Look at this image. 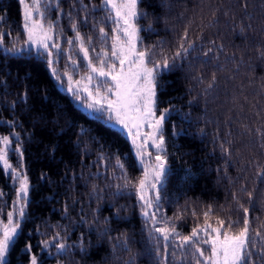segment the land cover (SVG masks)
I'll return each instance as SVG.
<instances>
[{"label":"trees","instance_id":"obj_1","mask_svg":"<svg viewBox=\"0 0 264 264\" xmlns=\"http://www.w3.org/2000/svg\"><path fill=\"white\" fill-rule=\"evenodd\" d=\"M243 2L246 9L242 0L138 3V10L147 14L139 21L145 28L141 32L145 45L162 42L165 54L171 55L186 27L189 38L197 43L195 52L161 77L158 92V108L175 109L164 127L170 174L163 212L173 218L181 214L175 224L185 235L197 223H204L203 212L209 206L213 226L217 216L242 218L233 194L249 208L251 228H259L264 235V228L259 227L264 225V176L257 175L264 172V58L258 54L264 52V0ZM101 3L51 0L41 5L45 23H57L56 35L65 47L66 38L75 35L71 13L95 57L102 46L110 44L113 27ZM22 24L20 0H0V33L9 49L26 40ZM101 26L109 33L103 44L96 30ZM221 44L223 49L217 51ZM201 47L204 51L213 48L218 59L212 54L204 57ZM80 61L81 72L87 71L85 61ZM213 73L216 83L209 89ZM0 133L15 139L14 145L21 149L19 156L31 185L9 264H30L32 254L38 264H155L136 195L129 190L118 192L114 186L122 183L117 158L129 178L142 175L130 140L102 116L79 107L34 51L15 55L0 46ZM221 144L230 150V157L222 154ZM242 186L252 192L251 203ZM0 192V214L5 218L17 195L3 170ZM57 232L72 245L67 256L57 255L55 248L42 251L40 242L51 241ZM81 234L83 250L78 246ZM121 234H126L127 247L117 239ZM26 243L32 245L30 253L24 251ZM168 251L176 253L168 264H181L180 257H184L183 264H194L187 249L169 243Z\"/></svg>","mask_w":264,"mask_h":264},{"label":"snow or ice","instance_id":"obj_2","mask_svg":"<svg viewBox=\"0 0 264 264\" xmlns=\"http://www.w3.org/2000/svg\"><path fill=\"white\" fill-rule=\"evenodd\" d=\"M20 2L23 4L22 27L27 35L24 41L25 47H13L5 51L15 55L25 51L32 54L34 51L36 56L43 57L50 66L54 63L55 57L66 55V59L76 66L77 61L72 55V47L76 45V52L82 55L89 73L81 79L87 80L90 85L94 80L97 82L92 89L85 86L81 90L80 81L75 82L77 87L74 88L72 76L64 73L63 75L67 76L68 92L82 107L106 117L109 123L131 137L142 175L129 178L124 164L117 158V166L121 169L119 179L122 183L114 186L118 192L129 190L136 195L152 244L153 251L150 255L155 257V264H161V262L168 264L170 256L176 257L175 252L168 251L169 243L175 244L176 248L187 249L194 264H264V235L259 228H251L249 208L240 204L235 194H233V200L236 201L237 210L243 212L242 218L233 220L231 216L226 218L217 216L214 222L216 226H213L209 223V217L214 213L209 206L208 211L203 212L204 223L194 225L187 235L176 229L175 221L181 219L179 212L174 218L167 217L163 212L162 200L166 194V184L170 174L164 126L175 109L171 106L158 108V92L162 90L159 82L161 77L177 66L179 61L186 60L197 50V43L189 38L187 27L177 40L175 51L171 55H166L162 42L156 45H145L143 42L141 32L145 28L139 26V21L146 18L147 14L138 10L139 0H102L101 7L107 11V18L113 25L110 44L108 47L102 46L95 57H92L89 54V48L85 46L84 36L81 35L77 23L72 21L71 13H69L70 28L75 35L72 38H66L69 46L66 54L56 40L57 23L55 21L47 25L44 23L45 12L41 11L42 0H31V3L26 0H20ZM43 2L51 4V0H43ZM242 5L245 9L247 8V3L243 0ZM92 7L95 9L96 6ZM57 9L60 10L58 5ZM85 10H88V6H85ZM84 21L88 22V16L84 17ZM93 27L96 25L94 24ZM146 28L151 30V25H147ZM96 30L102 38V44L109 40V33L104 27H98ZM60 31L63 34L62 30ZM243 31L241 27V33ZM88 39L90 43L91 37ZM211 43L215 45V41ZM0 44H3L2 33H0ZM222 49L221 44L217 51ZM200 51L204 57L212 54L218 59L217 51L213 48L204 51L201 47ZM258 54L264 58V52ZM94 59L96 63L93 62ZM52 72L60 81L61 75L57 74V70L52 68ZM215 83L216 76L213 73L207 87L210 89ZM83 93H86V96ZM24 95L26 96V93ZM175 127L173 125V128ZM144 129L148 131H143ZM81 131H84L83 128ZM0 142L3 145L0 147V162H2L0 170L8 175L17 195V200L13 204L18 222H13L14 212L10 211L7 213V224L0 229V264H9L11 248L16 242L20 224L26 215L25 204L22 202L27 201L30 184L27 175L23 171L16 172L8 162L9 151L15 153L19 149L10 147L12 141L9 136H0ZM149 148L153 151H148ZM220 148L225 157H230L228 148H225L223 144ZM257 175L264 176V172L258 171ZM95 189L96 186L93 185L94 192ZM241 191L247 194L251 203L252 192L247 191L243 186ZM0 195L3 193L0 192ZM193 215L195 216V212ZM82 222L87 223V221ZM259 227L264 228V225ZM82 237L83 234L78 245L81 250H83ZM66 239V236L62 237L57 232L52 236L51 241L40 242L42 251L55 248L57 255L67 256L72 245H69ZM117 239L121 242V246L127 247L126 234H121ZM257 240L260 243H257ZM31 247V244L26 243L24 251L30 253ZM180 260L183 264L184 257H180ZM30 264H38L36 255H30Z\"/></svg>","mask_w":264,"mask_h":264},{"label":"rangeland","instance_id":"obj_3","mask_svg":"<svg viewBox=\"0 0 264 264\" xmlns=\"http://www.w3.org/2000/svg\"><path fill=\"white\" fill-rule=\"evenodd\" d=\"M26 2L31 3V0H26ZM41 4L43 5V0H42ZM42 5H41V11H44V12H45L44 7H42ZM22 9H23V4H22ZM44 23H45V21H44ZM45 24H46V23H45ZM46 25H47V24H46ZM26 39H27V38H26ZM56 40L61 44V47L65 50V53L67 54V53H68L69 46H68V47H65V46H64V43H63L64 40H63L61 37H58L57 35H56ZM0 46L4 47L5 49H9V48L5 45V43L0 44ZM85 46H86V45H85ZM17 47L23 48V47H25V44L23 43V44H21V45H19V46H17ZM89 54H90V53H89ZM72 55H73V58L77 61V65H76V66L72 65V64H71V61H68V60L66 59V55H62V56H59V57H55V58H54V63H53L51 66L49 65V69H50L51 74H52L53 77L55 78V75H54L53 72H52V68H55V69L57 70V74L61 75V80H60V81H58L56 78H55V80H57V82H58V84H59L60 87H64L66 90L68 89V84H67V82H66V81H67V76L63 75L64 73H67L68 75H71V76H72V78H73V82H74V83H73V87H74V88L77 87V85L75 84V82H76V81H80V85H79V87L81 88V90H82L83 87H85V86H87V87H89L90 89H92L93 85H94L97 81L94 80V81L92 82V84L90 85V84L88 83L87 80H82V79H81L82 77L88 75L89 73H88V69H87V71H85V72H81V61H80V60L82 59V55L77 54V52H76V45H74V46L72 47ZM64 59H66V61H64ZM82 60H83V59H82ZM85 65H86V62H85ZM86 66H87V65H86ZM67 91H68V90H67ZM69 94L71 95L70 92H69ZM83 95L86 96V93H83ZM71 97H72V95H71ZM72 98H73V97H72ZM73 99H74V98H73ZM74 101L76 102V104H77L79 107H81V108L84 109L85 111L89 112L91 115H99V114H96V113H92V112H90L89 110H87L86 108L82 107L81 104H80L79 102H77L75 99H74ZM157 114H159V112H158ZM103 118L106 119V117H103ZM106 120H107V119H106ZM110 124H111V123H110ZM112 125H113V124H112ZM113 126L116 127L115 125H113ZM164 127H165V126H164ZM116 128H118V127H116ZM118 129H120V128H118ZM143 131H148V129H144ZM0 136H5V135H3V134L0 133ZM6 136H7V135H6ZM126 136L128 137V139H129L130 142H131V137L128 136V135H126ZM9 138H10L11 141H12V144L10 145V147H11V148H17V149H19V151L15 152L16 155H15L12 151H9V153H8V162H9V164L12 166V168L15 169L16 172L23 171V172L25 173L24 165L22 164V156H19V154H20V150H21V149H20L19 147H17V146L14 145V140H15V139L11 138L10 136H9ZM131 145H132V147H133V152H134V154H135V156H136L135 149H134V146H133L132 142H131ZM2 146H3V145H2V142H0V147H2ZM166 148H167V146H166ZM148 151H153V149H152V148H149ZM12 157H14L15 159L13 160ZM136 158H137V156H136ZM137 160H138V158H137ZM138 162H139V161H138ZM0 163H2V162H0ZM139 164H140V163H139ZM25 174H26V173H25ZM13 175H15V174L13 173ZM29 184H30V182H29ZM30 188H31V185H30ZM29 198H30V190H29V194H28V197H27V201H26V202H22V203L25 204V208H26V205H27V203H28ZM16 200H17V198H16ZM16 200H15V201H16ZM11 211L14 212V221H13V222H14V223L18 222L17 216L15 215V207H14V204H13V208H12ZM4 224H7V216L4 218V216H3L2 214H0V229H2V227H3ZM19 231H20V230H19Z\"/></svg>","mask_w":264,"mask_h":264}]
</instances>
